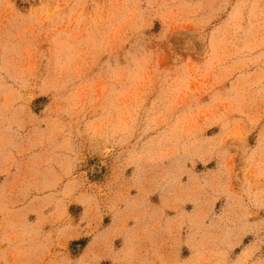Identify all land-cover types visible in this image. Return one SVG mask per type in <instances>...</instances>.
Wrapping results in <instances>:
<instances>
[{
	"label": "rangeland",
	"instance_id": "obj_1",
	"mask_svg": "<svg viewBox=\"0 0 264 264\" xmlns=\"http://www.w3.org/2000/svg\"><path fill=\"white\" fill-rule=\"evenodd\" d=\"M0 264H264V0H0Z\"/></svg>",
	"mask_w": 264,
	"mask_h": 264
}]
</instances>
